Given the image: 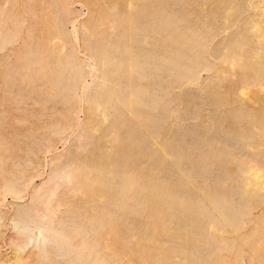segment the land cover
<instances>
[{
	"label": "rangeland",
	"instance_id": "rangeland-1",
	"mask_svg": "<svg viewBox=\"0 0 264 264\" xmlns=\"http://www.w3.org/2000/svg\"><path fill=\"white\" fill-rule=\"evenodd\" d=\"M71 1L72 3H70V11H69L71 13L69 14L68 12L67 14H65V16L68 14L69 15L66 18H64L65 16H63L62 14V12L64 11L61 10L62 8L59 6V3L57 0H14L13 2L12 0L9 2H7L6 0H0V5L2 6L0 7L1 9H4V12H2L3 14L1 13L3 16H1L2 19L0 18V22L1 20H3L4 22L2 21L3 23L1 24L3 25L1 26L5 25L4 27L0 26V28L2 29V30L0 29L1 31L0 35L4 36L5 34V37L7 36L9 37V35H12L11 33L9 34V30H8L9 28L10 31L13 33V38L9 42L11 41L14 42L12 46L10 44H6V45H3V47H1V49L3 48L5 52L3 50L0 52L2 54V56L0 54L1 56L0 59L4 58V60H0V61L5 66L9 64L10 65L9 67H5L4 65L0 64V68H1L0 71L2 70L0 72L1 74L0 79L3 80L4 79L3 76L5 75L9 76L11 74L10 72H12V74L10 75L11 77L15 74V77L17 76L18 79H20L18 81V79L16 80L14 76L12 77L13 78L12 81L17 82V83L15 82L17 85L14 84V87H16L15 90H18L17 89L19 88L18 84L19 83L21 84V79L23 78V74L25 70L27 69V68L25 69L22 67L25 65H29L28 66L29 68L30 66H32V64L36 65L35 67L33 66L30 67L32 68L31 69L32 72L34 71V69L38 70L37 68H39L40 73H43V76L45 78L42 77L39 72L34 71L37 73L36 75H34V77L36 76L35 78L38 80V82L36 83L34 82V83L35 84L38 83L39 85L38 88H42V89H40L41 90L40 92V90H38V88L36 87L37 88L36 91L32 90L31 92L29 91V93L32 96L35 95L36 98L38 97V99H41L46 94V91L48 92L47 95L49 93L52 95V93L53 94L54 92L56 93V88L58 87L57 92H60L62 87L72 80L71 78H73L74 70L70 68L73 67L74 58L80 57L83 60H87V62L88 61L91 62V59H89L91 55L89 54H91L93 51L92 49L89 51V48H91L89 47L90 45L92 46L93 44L94 45L96 44L95 47L97 46L96 48L98 50L106 47V50H109V53H112L109 46H111L113 50V46H116L115 44L122 45L124 50L122 49V51H120V57L126 63L141 62L143 65L145 64V72L148 76L146 79L141 80V82H143L144 84L148 83L152 90L153 88L157 89L158 91L155 89L154 91L157 92V94L159 95L161 94L163 96V100L161 99V103L165 104L164 107L161 105L163 108L161 106L160 107L158 106L155 110L153 109L151 111L146 110L145 112H142V113L139 112V110H134V109L126 110L127 115H125V117L128 118V125L127 127L125 126L124 129L126 130L128 129V127L137 128V126L138 128H140L139 125L141 126L140 129H135V130L137 134L136 137H138L139 135L138 139L141 138L143 141H140L139 143H134L132 147L133 151H135L133 152L134 157L132 156V158H134V161L136 160L135 161L136 165H134L136 167L135 168L136 174L138 173L141 174L140 178L142 181H144V179H146L147 181L151 174H152L151 176H154V177L152 178L150 177L149 178L150 180L158 178V177H159L158 179H160L161 177V179L164 180L167 184H169L170 187H172L173 183L175 182L174 183L175 187H172V188H175L177 190H178L177 185L178 183H180V180H181V188H182L181 190H183L181 191V193L191 195V192L193 191L192 194H194L193 195L194 197L193 196L192 197L194 198V200H196L195 201L196 203L193 206V211L195 210V212L197 213V215L196 214L193 215V217L196 218V220L193 222L188 217L182 218L181 221L183 222H181V225L184 224L183 226H185L187 230H185V228L181 226V232L184 234V235L181 234V240H180L181 242L178 240H176L177 241L176 242L174 240V241H171V244L175 245V247L179 249L177 251L178 254L182 255L184 253H187L188 255L194 256V255H198L201 253L198 251L200 249L199 246L202 245L201 240L204 242V247H205V250L203 252L208 253V254L213 253V252L215 253L220 252V248H223L224 244L226 246L228 243L235 242L236 245L241 244L242 251H243L242 259L245 262V264H253L254 262H256L254 264H259L258 262L263 264L264 259H261V257L258 254L255 255V253H258V252H256L255 250H251V246L247 243L244 244L242 242V239L244 235L251 234L253 231H255V229H257L258 227L257 225L261 223V220L257 219V220L252 221L251 223H247L248 224L247 225L245 222V219L243 218L244 216H246V210L248 209L249 206L255 205L257 207H255L254 211L257 212L258 210L256 209L263 206L264 203L262 204L259 203L258 193L255 190L253 191L252 189L254 193L256 192V195L251 191V188L243 189L245 188V181L244 183H242L243 180L239 178L240 175H239L238 169L240 167L239 165L241 164L246 165L248 164V162L249 163L252 162L253 164L257 166L259 165L258 167L261 166L263 170L260 171L258 177H256L257 175L255 177L251 175L252 177H254L253 179H255V181L256 180L258 181L260 178V174L264 173V160H263L264 159V0H70V2ZM92 2H95V4ZM96 4L99 5L100 8H102L100 12L96 10L97 8L95 7ZM4 6H6L5 8L9 10L11 9L13 13H11V11L10 13H8L9 11H7V9L5 10ZM14 13H15V16H13ZM5 14H9V15H6L5 17ZM111 14L114 17L123 19V24L127 26L128 29L126 31L121 32V30L117 28L113 29V28H109V26L102 25L101 22L103 20L110 19L112 17ZM32 15H34L36 18ZM90 15L93 18L95 16L96 17L92 19ZM166 15L168 16L166 17ZM23 17L24 18L26 17L25 21ZM89 17L91 18V22L90 24L88 22L87 27H84L83 25L86 22L85 20L87 18L89 19ZM163 17L167 18L168 20L170 19V22H168L167 20L164 21L165 19ZM22 18L24 22H22ZM15 19L17 20L16 23L18 22L17 26L18 27L21 26V29H18L16 25H15V28L17 30L12 28L14 27V25L10 27L12 23L15 24L14 22ZM63 19L65 21H62ZM71 19L72 21L78 20L76 23L79 29L77 37L73 35L66 36L65 34L66 31L60 30L57 26L59 24L58 20H61L62 23L64 22L63 23L64 29L70 30L72 29V25L70 23L72 22ZM73 19H76V20H73ZM93 20H95L96 22L94 23ZM19 21L20 23L22 22V24H20ZM65 23H66L67 28L65 26ZM82 23L83 25L81 26ZM7 24L10 26L8 27ZM132 24L133 26L138 25L137 27L141 26V28H137L136 26H134L135 28L133 27L134 28L133 30ZM101 26H102V31L104 30L103 32L101 31ZM5 27H7V29ZM103 27L104 28L106 27V28L104 29ZM6 30H8L7 34L5 32ZM15 30L16 32L20 30L21 32L20 36H19L20 32L18 31L19 33H16ZM62 31H65V32H62ZM14 32L18 35L14 34ZM193 32L195 33V35H193ZM15 35L17 36V38ZM54 35H58L60 37L54 39L53 41L54 44H46L47 38L54 36ZM128 35H132L134 37L135 42L134 44H132V46H130L128 41L126 42V44L124 43ZM90 36L91 38H89ZM119 36H121V39ZM87 38H89V40H93L94 42L91 41L90 43L89 41V43H86V41H88ZM122 38L124 39V41H122L123 40ZM24 39L25 41L27 39V41L24 42ZM9 42L7 41L6 43H9ZM186 42L187 43L190 42L189 45L185 46L187 44ZM85 43L89 44L88 49ZM17 44L18 46H16ZM5 46H9V47H5ZM126 46H129V48L132 50V53H135V55L132 58L126 55V50H125ZM191 46L193 49L191 48ZM10 47H13V50ZM15 47L18 49H16ZM173 47L175 49L176 47H179L177 48V51L178 50L180 51L181 49L180 54H179V51L176 52V50H174ZM189 47L193 51H191ZM195 47H197V49H199L200 51L203 48L201 51L203 52V54H201L200 56L204 55L203 59L200 57L201 63L199 62L198 64L199 66L197 65L199 67L197 68V70L199 69L197 72L198 80L196 79L198 82H196L195 80V82L191 83L188 79H185L184 75L186 72V65L184 64L185 65L184 66L182 63L181 64L182 70L178 69V70H181L182 79L179 80L181 82L180 83L178 79H176L175 75L169 74L170 73L169 68L166 69L163 65L164 63L162 62L163 60L164 62H166L167 59L171 61L173 60L175 61L179 57L181 58V61L185 63V60L187 62V60L192 56V55H189V57H187L186 54L188 55L189 52L191 53L194 52L195 54L200 52L196 50ZM8 48H9V53L7 52ZM172 49L174 50V52ZM15 50L17 51L14 52ZM98 50L96 52V55L99 56L100 54ZM185 50H187L188 53ZM31 51L32 52L34 51L33 56L31 55L32 53ZM95 51L96 50H94V52ZM182 51L185 52L186 54H184ZM12 52L14 53L12 54ZM34 53H37V54L39 53V55H36V54L34 55ZM59 53L61 55H59ZM182 53L185 56H183ZM9 54L13 56L11 57L9 56ZM4 55L6 56L4 57ZM28 55L32 57H29ZM43 55H45L46 59L43 58L44 57ZM167 55H169V57ZM171 55H172V58H171ZM180 55H182L184 58L180 57ZM34 56H37V57L39 56L38 59L40 60H41V57L43 56L42 61H41L43 62L42 65L38 62L39 61L38 59H37L38 64H36L37 62L35 63L36 57ZM113 56L114 54H111V57ZM31 59L35 61L33 62ZM43 59L46 60V62L43 61ZM27 60L30 63H27ZM3 61H7V62H3ZM37 65H40V66H37ZM9 68L10 70L7 72ZM12 68L15 71L12 70ZM22 69L23 70L25 69V70L22 72V74L21 72L18 74L17 73L18 70L22 71ZM150 69L154 72L149 73ZM3 72H7V74L5 73L4 75ZM32 72L31 74H33ZM55 76L57 78L62 77V76L63 77L57 79ZM110 77L112 79H115L117 77L123 78L122 70L120 69L117 75L110 74ZM54 78L56 79L54 80ZM87 79L88 81L91 80L90 82H92L91 75L90 76L88 75ZM170 81H171V86H170L169 93L163 94L164 85ZM2 82L3 81H1L0 83L2 84ZM52 82H54L56 86L55 89H54L55 86H53L54 84H52ZM101 82L102 81L99 79V77L93 81V84H91L90 86L92 87L90 88L91 91L90 90L88 91V93L90 92L89 93L90 96L93 97L94 94H96L100 90V87L98 86H100ZM50 89L51 91H49ZM0 90H1L0 97H2L3 95L1 94L3 90L1 86H0ZM11 90L12 92L15 91L13 90V87ZM52 90L53 91L55 90V91L53 92ZM24 92L26 94V90H24L22 94H24ZM68 93L69 91L64 92V94L66 95H69ZM77 93H80V92L78 91ZM58 94L59 93H56V101L47 99L50 102L48 101L46 107H48V105L50 107V105L52 104L56 105L57 109H55L56 111L53 110L54 112L51 111L52 110L51 108H49L50 110L46 108V111L49 110L47 112L44 109L45 104H43L42 102L44 99L47 98L46 95H45L46 98L43 97L40 100L41 104L43 105V108H42V105L39 103H35L36 105L34 106V103L30 101V99L29 100L23 99L24 101V103H22L23 105L25 104L26 101L31 102L30 105L28 103L25 106L27 107V109H29L28 105L30 106L31 109L28 111L32 112L33 110L32 114H29V112L26 111L27 110L26 108L21 109V111L19 109L10 108V106L16 105V104L13 105L11 103H10L11 105L9 104V110H6L5 107H8V105L4 106V104L0 103V108H1L0 111H2L3 109V112H6V111L8 112V116H7V112L5 113L6 117L5 116L3 117L4 113L2 112L3 113L2 114L0 112V135L5 134L7 132L8 135L6 134L7 135L6 137H9L5 139L6 137L4 135H1L0 139H4V140H0V142L6 141L4 143L10 144L11 147L24 148L26 144L36 139V138L32 139L34 136L31 135L33 134L35 129L37 132L39 129V126L43 128L42 125L44 124H45L44 125L45 128L44 130L42 129V132H45L47 134L49 132L47 123L48 124L56 123L59 120L63 119L64 117L63 115L64 104L61 101H57L58 99L59 100L61 99L62 94L61 93H60L61 95L60 94L58 95ZM13 95L11 94V96ZM27 95H29L28 91H27ZM252 97L253 99H251ZM31 104H33V109H32ZM38 104L41 105L39 106L40 108L37 107ZM78 104L81 105V108H82L81 111L78 112L79 117L80 119L83 120V122H86L84 123V126L76 129L77 126L72 125L71 128L68 129L67 131L68 133L66 134V137H65L67 142L65 140L60 141V139H58L59 137L57 136L54 138L52 137L51 138L52 141L56 140L55 142L53 141V143L55 144L54 146L55 152L51 155L45 156L40 151L39 155L36 157L35 164L36 165L38 164V166L36 167L38 169L36 171L41 174L39 175L38 180L35 181L34 185H40L41 183L45 185V182L48 183L49 182L48 180H50V182L45 185V186L49 185V187L43 186L44 188L42 187V189L44 190L40 189V191H42L44 194H47L50 187L55 186V183L59 181L61 183L58 186H56V188L58 187V190H57L58 192L59 191L61 192L62 190L65 189V187L67 188L69 186V185L68 186L65 185L67 182H64V179L61 177L60 168L63 165H65L67 161L71 160L74 157L75 158L78 157V159L77 158L75 159L76 161L77 160L79 161L81 159L85 162L84 163L83 161H80V164H78L79 162L77 161L78 163L75 162L74 166L80 167L83 164H85V166H83L85 168V167H90L91 165L98 167L99 165L100 167H103V168L109 167L111 169V166L113 165L112 168L117 169L116 166L118 165L115 164V161H116V157L117 159L119 157L115 155L117 154L115 152H118V153L120 152L118 148L113 147L112 144H110L107 141L106 136H105L106 132H104L105 127L109 121L107 122L103 121L102 119H100L101 116L98 115L99 118H97L96 122H94L97 124V127L94 128L96 129V131H94V129H92L93 127L91 128V125L93 123L90 125L88 124L89 126L87 125L86 119L88 118V114H89L88 107H87V100L85 99V100H82L81 102L79 101ZM166 105L168 106V108L166 107ZM36 108H39L40 109L39 111L43 109L44 112H46V114L42 115L43 110L41 112H38V109L36 110ZM165 108L168 112H166ZM35 110L38 112V114H36L37 112ZM18 111H20V114ZM10 112H12V114L9 116ZM34 112L36 115H34ZM17 114H19L20 116L18 115L19 116L18 117ZM37 116L40 117V119ZM146 116L150 118L151 121L154 120L151 122L152 125L150 124L148 126L146 125L148 122L143 121L145 120V118H147ZM154 116H155V119H157L158 121L157 120L155 121V119L153 118ZM19 118L20 119L24 118L23 119L24 122H26L28 119L31 121H29L30 123L26 122L24 124V122H22V120H20ZM140 118L143 120L141 121ZM1 119L3 120L6 119L4 120L6 122H4ZM41 119H44L45 121H42ZM99 120H102L103 124L105 123V125L101 124ZM133 120L134 122L132 123ZM10 121H11V124H10ZM154 122L156 123V125ZM13 123L16 125H14ZM18 123L21 125L22 127L21 129H23L24 132L23 130L20 129V125ZM136 123H138V125ZM143 123L144 125H142ZM153 123L155 126H160V133H158L157 135L156 134L153 135L152 133L153 132L152 129L154 127ZM157 123H160V125ZM98 125H100V127L102 125L103 126L102 128H99ZM88 127L91 130H88ZM30 128L31 129L33 128L34 130L33 129L30 130ZM97 128L99 130L101 129L100 132ZM13 130L14 131L17 130V131L15 133H12ZM28 130H30L29 134L31 131L33 132L29 135L27 132ZM36 132L34 133L35 135H36ZM39 132L41 133L40 130L37 133L39 134ZM16 135L19 137L16 138ZM10 137L13 138L14 140L11 139ZM30 138L32 140H30ZM8 139L9 140L11 139V140L7 141ZM16 139H18L17 140V142L19 141L18 143L15 141ZM22 139L24 140L29 139V140L25 141L26 143L25 144ZM165 141L169 145L174 146L175 148H177L178 146L177 149L181 148L182 154H181L180 160L174 159L173 157H167L166 159V157L164 158L163 156L161 157V160L160 159L157 160V156H159V153L162 154V152H164L163 150L161 151V146H162V142H165ZM143 142L145 144H143ZM15 143L18 146H16ZM19 144L22 146H19ZM107 144L109 146H107ZM141 144H142V147L140 146ZM124 148L121 149L122 150L121 152H125L130 149V146L128 145V143L127 145L124 146ZM190 148H192L191 149L192 151L190 150ZM137 149H139L138 152H140V154L137 152ZM111 150L114 152H112ZM107 151H110L112 155L108 153ZM137 153L139 156H137ZM148 153L150 154L148 155ZM108 154H109V160L111 159L110 164L107 163L109 162V160L107 161ZM198 154L200 157L198 156ZM203 154L206 155L205 156L206 159L204 157L205 160H203V156H204ZM61 155H63V157ZM90 155H92V157ZM110 155L112 158L110 157ZM150 155H151V158H150ZM57 156L61 157L60 159L58 158L60 163H58L59 161L57 160L58 162L56 165L50 166L52 158L53 157L55 158ZM103 156H106V157H103ZM105 158H106V161L104 160ZM162 159L165 161H163ZM174 160L176 163L174 162ZM93 161H94V164H93ZM102 161L104 162L102 163ZM201 161L202 162L204 161L205 163L204 162L202 163ZM76 163L78 165H76ZM177 163L179 164L180 167H178ZM86 164L89 166H87ZM139 166H141V168ZM151 166L153 169H151ZM197 166L200 168H198ZM142 168L143 170H141ZM149 168L151 170V173H149L150 172ZM53 169H55V171ZM118 169H119V166H118ZM52 172L53 173L55 172V174H53ZM158 172H160V174ZM76 173H81V172H76ZM188 173L190 176L188 175ZM140 174H138V176ZM156 174H157V177H156ZM183 174H184L185 179L182 176ZM186 175L188 176L186 177ZM118 176L121 179V176L120 175ZM192 176L193 178H191ZM262 177L263 176L261 175V178ZM51 178H52V181H51ZM119 178L115 180V182L119 181L120 180ZM191 179L192 180L194 179L193 185L191 184ZM259 181L261 182L262 179H260ZM53 182L55 183L53 184ZM62 182H64V184H62ZM115 182L113 180V183ZM186 182L187 183L189 182L191 185H187ZM145 183L147 184L148 182H145ZM195 184L198 185V187L194 186ZM222 185H224L225 188ZM32 186H31L32 189L29 186L28 189L25 188L26 189L25 192L23 191L24 193L23 197L25 199L22 202L14 201L11 194H7L8 196L7 195L5 196L7 198H5L4 196L1 197L2 195L0 192V202L2 201L0 203V208L3 209V211L5 212V216L2 220L3 221L2 228H3L4 233L2 234V236H0V245L2 247L0 248V259L3 258V256L5 258L6 255L11 254L10 247H8V239H9L8 237L11 236V234H13L14 228H13V224L9 216L13 215V213L16 212L18 209L27 207L28 204H32L33 201L31 199L32 197L30 194V192L33 190ZM111 186H114V185L112 184ZM188 186H190V189ZM244 190H246L247 192L246 191L244 192ZM146 191H148V188L147 190L146 189L143 190L145 195L147 194L148 196V193ZM43 193L42 195H44ZM78 195L79 196L81 195L80 197H82L84 195L86 196L87 194L82 195L79 193ZM140 195L143 196L142 199L144 200L147 199V198H144L146 196L143 193L137 195L136 198L140 197ZM222 195H225L224 197L225 199L220 200L219 198V201L222 204L223 203L225 204L226 201L225 202L223 201L227 200L228 205H222L220 202L215 203L213 199L211 198V196L221 197ZM141 197L139 199H141ZM76 199L74 200V203H81L80 200L84 199V197H82V199L81 198H76ZM85 199L90 201L89 194L88 196L85 197ZM3 200L5 201L3 202ZM91 202L92 201L87 202V203L95 205V203H91ZM217 203L218 204L220 203L221 206L218 205ZM201 209H203V211ZM226 210H228V212ZM199 211L200 212L202 211L203 213L197 219L198 215H200V213H198ZM225 211L229 213L231 216L233 215L234 217L232 218H235V219L232 220L231 218V220L228 221L227 218H225V215H227ZM144 215L146 214H143V216L142 214L136 215L135 220H134V223H135L134 225L136 226V229L138 230L148 231V228L146 225L147 223L146 219H148V216L146 215L144 217ZM186 221L188 223H186ZM197 221L198 223H196ZM212 222H215L217 224L218 228L216 227L215 228L216 230L214 229V227L212 228L211 226H209V224L212 225ZM186 224L187 225L189 224L190 226L188 225L187 227ZM191 224H194L195 226L198 224L199 226L197 225L198 228H196L194 225L191 226ZM244 224L245 226L246 225L247 226L245 227ZM195 229L196 230L198 229V230L196 231ZM210 229H213L212 231L215 230L216 235H217V236L216 235L214 236L215 238H213V236L209 237L207 235L208 233L210 234L211 232ZM189 230H190V233H189ZM193 230L199 235V238L201 237V240L199 243L200 245L197 243L199 241L197 240L198 238L193 239L191 236ZM201 232H206V234L202 237L200 235ZM186 235H189V236H186ZM210 238H212V241L214 239V242H212ZM215 242H217L218 245ZM183 251L184 253H182ZM228 251L229 250L227 249L223 250L224 253H227L230 255L229 259L233 263L235 260L234 254H236V250L234 249V250H230L229 252ZM256 258H259V259H256ZM237 262L239 261L237 260Z\"/></svg>",
	"mask_w": 264,
	"mask_h": 264
},
{
	"label": "bare ground",
	"instance_id": "bare-ground-1",
	"mask_svg": "<svg viewBox=\"0 0 264 264\" xmlns=\"http://www.w3.org/2000/svg\"><path fill=\"white\" fill-rule=\"evenodd\" d=\"M6 1L9 2L11 0H9V1L6 0ZM13 1L14 0H12V2ZM57 1L59 3V6L62 8L61 10L64 11V12H62L63 16H65V14H67L70 11V3H72V1L71 2H70V0H57ZM92 3L95 4V2H92ZM1 7H0V10H1L0 11V18H1V16H3L2 12H4V9H1ZM5 7L6 6H4V8ZM95 7H97L96 10L98 12H100L102 10V8H100V6L97 4ZM6 9L7 8H5V10ZM93 10H94V8H93ZM7 11H9L8 13H10L11 9L10 10L7 9ZM11 13H13V12L11 11ZM15 13L13 14V16H15ZM70 13L71 12H69V14ZM93 14H92V16H93ZM6 15H9V14H5V17H6ZM34 15H36V14H34ZM34 15H32V16H34ZM68 15H66L64 18H66ZM111 16L112 17L110 19L103 20L101 22V24L104 26L105 25L109 26V28H113V29L117 28V29L121 30V32L126 31L128 29L127 26H125L123 24V19L114 17L112 14H111ZM167 16L168 15H166V17ZM23 18H22V22L25 21L26 17L24 18V21H23ZM94 18L92 17V19H94ZM169 18H170V16H169ZM16 19L14 21L15 24L10 23L11 26L7 24L8 27L9 26L12 27L14 25V27H12V28L16 29L15 25H16V27H18L17 26L18 22L16 23V21H17ZM87 19L85 20L86 22L84 21L85 22L84 25L82 23L81 26L83 25L84 27H87L88 22L90 24L91 18L89 17L90 21H89V19L88 20ZM164 19H165L164 21L167 20L168 22H170V19L169 20L167 18H164ZM73 20H76V19H73ZM2 21L3 20H1V22H0V26L3 25L1 23H3L4 21L3 22ZM58 21H59L58 22L59 24L57 25L58 28L60 30H65L66 36H71V35H73L75 37L78 36V30L79 29H78L77 24H76L78 20L72 21V19H71L72 22H70V23L72 25V29H70V30L64 29V25H63L64 22L62 23L61 20H58ZM62 21H65V20L63 19ZM93 21H94V23L96 22L95 20H93ZM22 22L20 23V21H19L20 24H22ZM4 26H1V27H4ZM65 26H66V23H65ZM81 26H80V28H81ZM134 26H136V25H134ZM134 26L132 24V28ZM5 28L7 29V27H5ZM66 28H67V26H66ZM88 28H89V26H88ZM134 28H133V30H134ZM137 28H141V26L137 27ZM18 29H21V26L18 27ZM8 30H9V34L10 33L12 34V35H9V37L8 36L5 37V34H4V36L0 35V52L3 50V48L1 49V47H3V45L10 44L12 46V44L14 43L12 41L9 42L13 38V33L10 31L9 28H8ZM8 30L5 31L6 34H7ZM16 30H15V32H16ZM107 30H108V28H107ZM18 31L20 32V30H18ZM18 31L16 33H19ZM65 31H62V32H65ZM101 31H102V26H101ZM15 32H14V34H16ZM110 32H111V30H110ZM20 34H21V32L19 33V36H20ZM16 35H18V34H16ZM193 35H195L194 32H193ZM91 36L89 38H91ZM58 37H60V36L54 35V36L47 38L46 44H54V42H53L54 39L58 38ZM119 37L121 39V36H119ZM16 38H17V36H16ZM89 38H87L88 41H86V43H89V41L91 43V41H93V40H89ZM7 41L9 43H6ZM26 41H27V39H26ZM26 41L24 39V42H26ZM122 41H124V39ZM127 41L129 42L130 46H132V44H134V42H135L134 37L132 35H128V37L125 39L124 43L126 44ZM86 43H85V45H87L86 46L87 49L89 47H91V48H89V51L91 49L93 51L91 54H89V55H91V57L89 56L90 57L89 59H91V62L88 61L89 62L88 63L87 60H83L80 57L74 58L73 67L70 68V69L74 70L73 71V73H74L73 78H71L72 80L63 86L64 88L62 87L61 91L58 89L60 92H57L58 87L56 88L54 82H52V84H54L53 86H55L54 89L56 88V93L62 94L61 99L60 100L58 99L57 101H61L64 104V111H63L64 117H63V119L59 120L56 123H52V124L47 123L48 131H49V132L47 131L48 132L47 134L45 132H42V129L44 130V128H45L44 127L45 124L42 125L43 128H41V126H39V129L36 127L38 129V131L39 130L41 131V133L39 132V134H38L37 133L38 131L36 132V129L34 132L31 131L30 134L33 132V134H31V135L34 136L33 138L31 136V138L32 139L36 138V139L32 140L30 138V140H32L34 142L30 141V143H28V144H26L25 141H27L29 139H27V140H24L25 138L22 139L24 141V143L26 144V146L24 148L11 147L10 144L4 143L6 141L0 142V190H1L0 192L2 195L1 197H3V196L5 197L7 194H11L14 201H18V202L21 201L22 202L25 199L23 197V195H24L23 191L25 192V190H26L25 188L28 189L29 186L31 188V186L33 184V186H32L33 190L30 192L31 197H32L31 199L33 201V202L31 201L32 204H28L27 207L18 209L16 212H14L15 214L13 213V215L9 216V218L13 224V228H14L13 234H11V236L8 237L9 238L8 239V247H10V250H11L10 253L11 254L6 255L5 258L3 256V258L0 259V264H245V262L242 259V252L243 251H242L241 244L236 245L235 242L228 243L226 246L224 244L223 245L224 247L220 248V252H217V253L213 252V253L208 254V253L203 252L205 250L204 242L201 240V237L199 238V235L194 230L192 231L191 236L193 239L198 238L197 239V240H199L197 242L198 244L200 243V240H201L203 246L199 244L200 246H202V247H200L198 245L200 248L198 251L201 253L198 255H194V256L188 255L187 253H184V251L182 252V253H184L182 255L177 253V251L179 249L177 247H175V245H172L171 241H174V240L180 241L181 240V234H183L181 232V226L184 225V224L181 225V222H183V221H181V219L188 217L193 222L196 220V218L193 217L194 214L197 215L195 210L193 211V206L196 203L195 202L196 200H194V198H193L194 197L193 196L194 194H192L193 191L191 192V195L181 193V191H183V190H181L182 188H181V180L180 179H179L180 183H178L179 181L177 182L178 183V185H177L178 190L175 188H172V187H175V184H174L175 182L173 183L172 187H170L169 184H167L164 180L161 179V177H160V179H158L159 178L158 177V178L150 180L149 179L150 177L151 178L154 177V176H151L152 174L150 175V177L148 178L147 181H146V179H144V181H142L140 178L141 174L138 173L139 171L137 173L140 175L138 176V174H136V169H135L136 167L134 166V165H136L135 164L136 160L134 161V158H132L133 152H135L132 149L133 144L139 143L140 141H143L141 138L138 139L139 135H138V137H136L137 134H136V130H135V129H140L141 126L139 125L140 128H138V126H137V128L128 127V129H126V130L124 129L125 126L127 127V125H128V118L125 117V115H127L126 114L127 109L139 110V112L142 113V112H145L146 110H149V111H151L152 109L155 110L158 106L160 107L161 105L164 107L165 104L161 103V99L163 100V96L161 94L160 95L157 94V92L154 91L155 88H153V90H152L148 83L144 84L143 82H141V80L146 79L148 76L145 72V64L143 65L141 62H135V63L128 62V63H126L120 57V51H122V49L124 50L122 45H119V44L117 45L114 43L116 46H113V50H112L111 46H109V48L112 51V53H109V50H106V47L98 50L96 48L97 46L95 47L96 44L94 45L92 43L94 46L93 45L89 46V44H86ZM107 43H109V42H107ZM189 43L190 42H188L186 45L184 43V45L187 46V45H189ZM201 43H202V41H201ZM16 46H18V44ZM5 47H9V46H5ZM10 48H12V50H13V47H10ZM107 48H108V46H107ZM125 48H126L125 49L126 55L129 56L130 58H132L135 55V53H132V50L129 48V46H126ZM177 48H179V47H176V49L174 48V50H176V52L179 51V50L177 51ZM191 48H192V46H191ZM191 48L189 47L190 50H191ZM195 48H196V50L200 51L199 49H197V47H195ZM16 49H18V48H16ZM202 49H201V51H202ZM7 50H8L7 52L9 53V48ZM94 50H96V51L94 52ZM97 50L100 54L99 56L96 55ZM172 50H171V52H172ZM174 50H173V52H174ZM16 51L17 50H15L14 52H16ZM180 51H181V49H180ZM180 51H179V54H180ZM185 51L187 52V50H185ZM191 51H193V50H191ZM201 51L196 53V54L194 52H192L195 55L192 54L191 52H189V54L187 55L185 52L182 51L184 54H186L187 57H189V55H192L187 60V62L185 60L186 59V57H185V59H184L185 63L182 62L181 58H179V57L175 61L174 60L171 61V60L167 59L166 62H164V60H163L162 63H164L163 65L166 69L169 68V72H170L169 74L175 75V77H176V79H178V81L180 79H182L181 78V70H182L181 64L182 63H183V65L185 64L186 65V72L184 75L185 79H188L191 83H193V82H195V80L198 77L197 72L199 69L197 70V68H199L198 64L200 62V57L203 59V56H204V55L200 56L201 54H203V52H201ZM14 52H12V54ZM33 52L31 53L32 56H33ZM8 53H7V55H8ZM10 54H11V52H10ZM10 54H9V56H11ZM35 54L39 55V53L38 54L34 53V55ZM111 54H114V56L111 57ZM175 54H177V53H175ZM184 54H183V56H185ZM59 55H61V54L59 53ZM1 56H2V54H1ZM5 56L6 55H4V57ZM9 56H7V57H9ZM28 56L32 57L30 55H28ZM40 56H41V54H40ZM43 56L42 57L44 59H46L45 55H43ZM167 56L169 57V55H167ZM183 56L180 55V57L184 58ZM34 57H36V59L34 58L36 61L32 60V59L31 60L33 62L35 61V63H36L39 56L38 57L34 56ZM42 57H41V60L38 59L39 60L38 62L41 65L43 63V62H41ZM171 58H172V55H171ZM44 59H43V61L46 62V60H44ZM0 60H4V58L0 59ZM7 61H9V60H7ZM7 61H3V62H7ZM38 62L36 64H38ZM27 63H30V62H28V60H27ZM0 64H2L1 61H0ZM5 64H7V63H5ZM25 64H26V62H25ZM2 65H4V64H2ZM9 65H6V66L4 65V66L9 67ZM28 66L29 65H25L22 67L25 69L27 68L26 70L29 72H27L24 69L25 72L23 74V78L21 79V84L20 83L18 84V87H19V88H17L18 90H15L16 87H14V84H16L17 82L12 81L13 76H14V78H16V80L18 79V77L17 76L15 77L14 73H13L14 75L11 77L10 75L12 74V72H10L11 73L9 75L10 77L8 75H5V73L7 74V72L10 70V68L7 70V72H3L6 77L3 76L4 79L3 78H2L3 80L0 79V82L3 81L2 84L0 83V86L2 87V90H3L2 94H1L3 96L0 97V103L4 104V106L8 105V107H5L6 110H9V104L10 103L13 105L16 104L15 106H10V108L19 109L21 111V109H23V108L27 109V107L25 105H27L28 103L30 105V103H31L30 101H32L34 103V106L36 105L35 103L41 104L40 100L43 97L46 98L45 97V95H46L47 98L44 99L42 102L43 104H45L44 105L45 111H46V108L47 109L51 108L52 109L51 111H53V110L56 111L55 109H57V107L55 104L50 105V107H49V105H48V107H46L49 100H55L56 101V93L54 92L55 90L54 91L52 90L54 92V94L52 93V95L50 93L47 95L48 92L46 91V94L41 99H38V97L36 98V96L34 94L33 95L35 97L29 93V91L31 92L32 90L36 91L38 86H39L38 83L35 84L36 82H38V80L35 78L36 76L34 77V75L37 74L34 71H37L40 73V70H39V68H37L39 71L34 69V71L32 72V70H31L32 68H30V67H32V66L35 67L36 65L32 64V66H30L29 68H28ZM37 66H40V65H37ZM43 66H44V64H43ZM161 66H162V64H161ZM154 67H155V65H154ZM120 69L122 70L123 78L117 77L115 79H112L110 77V74L117 75ZM178 69H181V70H178ZM5 70H6V68H5ZM12 70H14V69L12 68ZM24 70L23 69H22V71L18 70L17 73L19 74L21 72V74H22V72ZM30 70L33 74H31ZM184 70H185V68H184ZM177 71H179V72H177ZM151 72L153 73L154 71H152L150 69L149 73H151ZM199 72H201V71H199ZM21 74H20V76H21ZM40 75L42 77H44L43 73H40ZM88 75L89 76L91 75L92 82H90L91 80L88 81V79H87ZM184 76H183V78H184ZM62 77H58V78L56 77V78L59 79ZM98 77L102 81L100 83V86H98V87H100V90L98 89L99 91L96 94H94V96L92 97L89 95L90 92L88 93V91L90 90V88H92L90 86H91V84H93V81L96 80ZM56 78H54V80ZM19 80L20 79H18V81ZM197 80H196V82H198ZM42 86H40V87H42ZM170 86H171V81L164 85L163 94L169 93ZM12 87H13V90H15L13 92L11 90ZM40 89H42V88H38V90H40ZM51 89L49 91H51ZM22 90L23 91L26 90V94H25V92H24V94H22L23 93ZM155 90H157V89H155ZM21 91H22V93H21ZM27 91H28L29 95H27ZM65 91H69V93H68L69 95L64 94ZM78 91L80 93H77ZM40 92H41V90H40ZM11 94L12 95L14 94V95L11 96ZM19 95H20V97H19ZM23 99H28V100L30 99V101L25 100L26 102L23 105L22 104V103H24ZM47 99H49V100H47ZM85 99L87 100V107H88V111H89L88 118L86 119L87 125L88 124L90 125L93 123L91 125V128L92 127H93L92 129L96 128L97 124L94 122H96L97 118H99L98 115L101 116L100 119H102L103 121H106V122L109 121L105 127L106 131L104 130V132H106L105 136H106L107 141L110 144H112L113 147L118 148V150L120 152V153L115 152V153H117L115 155L119 157L117 159V157L115 156L116 157L115 164H117L119 166V169H118V166H116L117 169H113L112 168L113 165L112 166L110 165L111 169L109 167L103 168V167H100L99 165H98V167L91 165L90 167H85V168L83 167V166H85V164H83L80 167L74 166V163L78 161V160L77 161L75 160L76 158L78 159V157H76V158L74 157L71 160L67 161L65 163V165L62 166L63 168L62 167L60 168L61 177L64 179V182H67L65 185H67V186L69 185V186L67 188L65 187V189L62 190L61 192L60 191L58 192L57 191L58 187L56 188V186H58L61 182L60 181L57 183L53 182V184L55 183V186L50 187L47 194H44L42 191H40V189H42L43 186L48 184L50 182V180H48L49 182L47 181L48 183L45 182V185H43L42 183L40 185H34L35 181L38 180V177L41 174V173L36 171L38 169V168H36L38 166V164L37 165L35 164L36 157L39 155L40 151L45 156L51 155L55 152L54 151L55 144L53 143V141L55 142L56 140L52 141L51 140L52 137L54 138L57 136V137H59L58 139H60V141L61 140L66 141L65 137H66V134L68 133L67 131H68V129L71 128L72 125H76L77 126L76 129L84 126V123H86V122H83V120L80 119V117H79L78 112L81 111L82 108H81V105H79L78 103H79V101L81 102L82 100H85ZM251 99H253V97ZM39 104L37 105V107L42 105V104L41 105H39ZM29 105H28L29 109H27L26 111L31 109ZM31 106L33 109V104H31ZM166 107L168 108L167 105H166ZM39 108H36V110L38 109V112H41L43 109H41V111H39L40 110ZM42 108H43V105H42ZM49 110H47V111H49ZM165 110H166V108H165ZM20 111H18L19 114H20ZM24 111H25V109H24ZM174 111H175V109H174ZM0 112L2 113L3 109ZM6 112H3L4 113L3 117L6 115L5 114ZM38 112L36 114H38ZM46 112H44V110H43L42 115L46 114ZM166 112H168V111L166 110ZM32 113H33V110H32V112L31 111L29 112V114H32ZM11 114H12V112H10L9 116ZM19 114H17V116ZM36 114L34 112V115H36ZM40 115H38V116H40ZM7 116H8V112H7ZM38 118L40 119V117H38ZM41 118H42V116H41ZM153 118L155 119V116ZM6 119H4V120H6ZM23 119L21 118L20 120H22V122H24ZM25 119H27V118H25ZM132 119H134V118H132ZM1 120H3V119H1ZM16 120H18V119H16ZM41 120L45 121L44 119H41ZM102 120H99L101 124H103ZM140 120L142 121L143 119L140 118ZM149 120H150V118L147 117L143 121L148 122L147 124L146 123L145 124L149 126L151 124V122L154 121V120H152V121L151 120L149 121ZM156 120L157 119H155V121ZM29 121H31V120L28 119L26 122L30 123ZM4 122H6V121H4ZM26 122H24V124ZM133 122H134V120L132 121V123ZM31 123H33V122H31ZM138 123H136V124L138 125ZM154 123H153L154 127L152 129V131H153L152 133H153V135L154 134L157 135L158 133H160V126H155L156 123H155V125H154ZM10 124H11V121H10ZM157 124L160 125V123H157ZM14 125H16V124H14ZM19 125H17V126H19ZM100 125H98L99 128H102V126L105 125V123L101 127H100ZM142 125H144V123ZM47 126H46V128H47ZM29 127H30V125H29ZM21 128L22 127L20 125V129ZM24 129H25V127H24ZM32 129L30 128V130H32ZM21 130H23V129H21ZM30 130L27 131L28 134H29ZM45 130H47V129H45ZM88 130H91V129L88 127ZM100 130H99V132H100ZM16 131L17 130H15V131L13 130L12 133H15ZM94 131H96V129H94ZM23 132H24V130H23ZM35 132H36V135L34 134ZM72 133H74V132H72ZM6 134H7V132L5 134H1V135H4L6 137L8 135V134L7 135ZM17 137H19V136L16 135V138ZM7 138H9V137H6L5 139H7ZM11 139H13V138H11ZM144 139H145V137H144ZM0 140H4V139H0ZM10 140L8 139L7 141H10ZM17 140L18 139H16L15 141L17 142ZM171 140H172V138H171ZM144 141H146V140H144ZM21 143H22V141H21ZM127 143L130 146V149L128 151L121 152L122 151L121 149L124 148V146L127 145ZM143 144H145V143L143 142ZM16 146H18V145L16 144ZM19 146H22V145L19 144ZM107 146H109V145L107 144ZM140 146L142 147V144ZM177 148H178V146H177ZM177 148L169 145L166 141L162 142L161 151L163 150L164 152H162V154L159 153V156H157V160L158 159L161 160L162 156L164 158L166 157V159H167V157H173L174 159L180 160L181 154H182L181 148L180 149H177ZM191 149L192 148H190V150ZM138 150L139 149H137V152H138ZM107 152L110 153V151H107ZM112 152H114V151H112ZM138 153L140 154V152H138ZM138 153H137V156H139ZM144 153H143V155H144ZM110 154L112 155V153H110ZM149 154L150 153H148V155ZM249 154H251V153H249ZM111 155H110V157H111ZM153 155H154V153H153ZM157 155H158V153H157ZM188 155H190V154H188ZM61 156L63 157V155H61ZM90 156L92 157V155H90ZM198 156H199V154H198ZM205 156L206 155L203 156V160L206 159ZM256 156H258V155H256ZM103 157H106V156H103ZM115 157H113V158H115ZM204 157H205V159H204ZM58 158L60 159L61 157L60 156L59 157L57 156L55 158L53 157L51 160V164L49 163L50 166L56 165L57 162L59 161ZM107 158H108L107 159V161H108L109 160V154H108ZM150 158H151V155H150ZM201 158H202V156H201ZM207 158H208V156H207ZM233 158H235V157H233ZM82 159H84V158H82ZM104 160L106 161V158ZM80 161H83V160L80 159L78 161L79 163L78 162L77 163L80 164ZM163 161H165V160H163ZM103 162L104 161H102V163ZM110 162H111V159L107 163L110 164ZM157 162H155V163H157ZM174 162H175V160H174ZM58 163H60V161ZM77 163H76V165H78ZM170 163H171V161H170ZM180 163H181V161H180ZM93 164H94V161H93ZM140 165H141V163H140ZM173 165H174V163H173ZM87 166H89V165H87ZM191 166H192V164H191ZM239 166H240L238 169L239 175H240L239 178L243 180L242 183H244V181H245V188H243V189L251 188V191H252V189H253V191L255 190L258 193L259 203L260 204L264 203V178H263L264 173L260 174L259 180L262 179L261 182L259 180L255 181V179H253L256 175H257L256 177H258L260 171L263 170L261 168V166L258 167L259 165L257 166L255 164H253L252 162H250V163L248 162V164H246V165L241 164ZM139 167L141 168V166H139ZM178 167H180L179 164H178ZM198 168H200V167H198ZM201 168H203V167H201ZM58 169H59V167H58ZM151 169H153L152 166H151ZM53 170L55 171V169H53ZM141 170H143V168ZM149 170H150V168H149ZM198 171H199V169H198ZM76 172H81V173H76ZM149 173H151V170ZM158 173L160 174V172H158ZM53 174H55V172ZM56 175H57V173H56ZM118 175L121 176V179L119 178ZM188 175H189V173H188ZM188 175H186V177ZM251 175H253L254 177H252ZM261 175L263 176L262 178H261ZM182 176L184 178V174ZM193 176L191 178H193ZM52 177H53V175H52ZM156 177H157V174H156ZM118 178L120 180L115 182V180H117ZM142 178H144V177H142ZM184 179H183V181H184ZM113 180L115 183H113ZM51 181H52V178H51ZM61 181H63V180H61ZM140 181H142V182H140ZM64 182H62V184H64ZM145 182H148V183L146 184ZM193 183H194V179L193 180L191 179V184L193 185ZM223 183H225V182H223ZM112 184L114 186H111ZM184 184H185V182H184ZM186 184L191 185L189 182L188 183L186 182ZM242 185H244V184H242ZM194 186L198 187V185H196V184ZM222 186L224 187V185H222ZM45 187H49V185L45 186ZM182 187H183V185H182ZM188 187L190 189V186H188ZM147 188H148V191H146V192L148 193V196H147V194L145 195V193L143 192V190H145V189L147 190ZM42 190H44V189H42ZM245 191L246 190H244V192ZM141 192L146 196L144 198H147V199H145V200L142 199L143 198L142 195H140V197L142 196L141 199H139L140 197L136 198L137 195L142 194ZM256 192L255 193L253 192V193L256 195ZM42 193L44 195H42ZM45 193H46V191H45ZM79 193L82 195L87 194L86 196H88V194H89L90 201H92L91 203H95V205L94 204H88L87 202H90V201L86 200L87 198L85 199L86 196L84 195L82 197H84V199L86 200V202H85V200L82 199V197H80L81 195L80 196L78 195ZM224 197H225V195H222L221 197L211 196V198L213 199V201L215 203L220 202L219 198H220V200L225 199ZM5 198H7V197H5ZM76 198H81L82 200L79 199L81 203H74V200ZM4 201L5 200H3V202ZM223 202H225V204L224 203L222 204L221 202L220 203L222 205H228L227 200H224ZM220 203L219 204L217 203V204L220 205ZM255 207H257V206H255V205L249 206L248 209L246 210V216H244L243 218L245 219L246 224L251 223L252 221L257 220V219H260L261 223L257 225L258 226L257 229H255V231H253L251 234L244 235L242 242L244 244L245 243L249 244L251 246V250H255L256 252H258V253H255V255L258 254L261 257V259H264V205L261 206L260 208L256 209V210H258L257 212L254 211ZM199 208H197V209H199ZM228 208H229V206H228ZM201 210L203 211V209H201ZM202 211L198 212V213H200V215H198V217L196 216L197 219L203 213ZM226 211L228 212V210H226ZM226 213H224V214H226ZM138 214H142V216H143V214H146L148 216V219L145 218L147 220L146 225H147L148 231H141V230L136 229V226L134 225L135 224L134 220H135L136 215H138ZM146 215H144V217ZM4 216H5V212L3 211V209L0 208V236H2V234L4 233L3 228H2L3 227L2 226L3 225L2 220H3ZM6 217H8V216H6ZM232 217H234V216L233 215L231 216L229 213H227V215H225V218H227L228 221H230ZM188 218H187V220H188ZM233 219H235V218H232V220ZM129 220H131V221H129ZM186 223H188V222L186 221ZM196 223H198V221ZM188 225H187V227H188ZM192 225H194V224H191V226ZM197 225L196 226L194 225V226L196 228H198L199 225L198 226ZM209 226H211L212 228L214 227V229H215L217 227V224L215 222H212V225L209 224ZM244 226H245V224H244ZM255 226H256V224H255ZM183 227L185 228V226H183ZM185 230H187V228H185ZM210 230H211L210 234L208 233L207 235L209 237L213 236V238H215L214 236L216 235V232H215L216 229L214 231H212L213 229H210ZM210 230H208V231H210ZM189 233H190V230H189ZM205 234H206V232H201L200 235L203 237ZM186 236H189V235H186ZM210 239L212 241V238H210ZM212 242H214V239ZM197 243H196V245H197ZM205 243H206V241H205ZM215 243L217 244V242H215ZM4 247H5V245H4ZM179 247H181V246H179ZM0 248H2L1 245H0ZM224 249H227L229 251L234 250V249L236 250V254H234L235 260L233 259L234 260L233 263L229 259L230 255L223 252ZM256 259H259V258H256ZM237 260L239 262H237ZM252 263H253V261H252ZM254 263H256V262H254ZM258 263L261 264L260 262H258Z\"/></svg>",
	"mask_w": 264,
	"mask_h": 264
}]
</instances>
